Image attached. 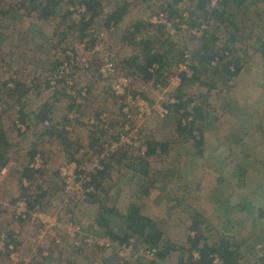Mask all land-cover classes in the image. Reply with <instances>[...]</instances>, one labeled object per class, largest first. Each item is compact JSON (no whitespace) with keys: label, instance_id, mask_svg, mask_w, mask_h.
Returning a JSON list of instances; mask_svg holds the SVG:
<instances>
[{"label":"rangeland","instance_id":"obj_1","mask_svg":"<svg viewBox=\"0 0 264 264\" xmlns=\"http://www.w3.org/2000/svg\"><path fill=\"white\" fill-rule=\"evenodd\" d=\"M15 1L16 0H2L0 2V53L2 52L0 55V65L8 66V63L12 65L13 59H16L20 63V66L23 67L25 60H30L31 62H29V64H36L40 68H44L42 69L43 71L48 68L46 70L48 71L60 60L64 59L67 50L73 48L74 51L87 52V49L90 48L88 46L82 48L81 43L83 41L80 40L81 38H79V34L77 33L83 24L75 22L74 25L70 26L69 23H71L72 18L70 17V13L63 6L55 9L57 15L54 16L55 18H48L46 24L41 22L31 23L29 20L32 16H26L28 8L29 10H34L33 6L47 4V2L52 0H24L23 2L25 3L21 7L16 5ZM167 1L168 0H101L102 5L107 10H116V15L124 18L127 23H131L135 20H143L146 22L149 15L154 13L153 11L162 9V6L165 5ZM259 7L263 9L264 3H261ZM49 11H52V9L49 8ZM43 24L44 28L42 30ZM30 25H34L36 28L39 26L42 30L41 33H38V29L30 32L32 29ZM253 26L256 31L261 32V24ZM206 29L207 31L203 37H201L203 33L195 35L183 31L172 37L165 34L162 36V40L166 41L164 49L169 51L171 49L169 48L171 42H173L175 44L173 49L174 52L184 46L189 47L192 52L200 48L203 49L204 46H211L210 48L213 52L220 51V48L229 38L228 32L215 20L210 21L209 25L204 27L203 32ZM156 34H158L157 29L148 26L140 32L138 37L142 40H146L153 38ZM248 34L249 32L246 29L245 37H248ZM32 35L41 38L37 41ZM86 36L88 35L86 34ZM122 37H125V39L122 40ZM134 38L135 37H133L129 31L123 33V30L119 29L113 36H107L105 43L114 47L117 56L123 58L124 60L119 57L122 63H125V61L134 54V48L140 50V39L135 38V40ZM246 41L250 42L248 40ZM123 42L125 44H122ZM253 42H259L257 36L254 38ZM30 43L32 48H36V45L40 47L37 53H33L35 56L34 58L29 54L28 45H30ZM229 46L233 47V44L230 43ZM12 49H14V51L9 57L6 52ZM120 50L122 53L126 52L127 55L122 57ZM38 51H40V55ZM208 54L209 52H207V55ZM245 59L246 57H242L241 61H245ZM29 64L26 68H30ZM94 64L97 65V62ZM195 64L201 67L203 63L199 62V60H195ZM254 64L258 67L255 74L258 76L256 77V82H259L260 79L263 78L262 75H264V63L260 64L256 60ZM91 69L92 70L89 72L91 79H97L93 81V86L89 85L87 82L89 91L97 95L96 103L99 107L111 108L112 105L116 103L112 101L110 104L106 99L107 95L109 96L111 94L109 85L101 83L100 80H98L100 77L97 75L98 71L96 67ZM123 69L129 74L134 72L136 74V69L131 64L124 66ZM21 70L14 73L5 71L0 74V100L4 99L9 101L8 108L0 117H3L7 124H10L11 128H14L15 132L10 133L7 147L0 145V151L4 152L7 160L12 159L13 163L11 166L14 167L12 168L13 170H10V173L3 178V181L1 180L0 182V186H2L1 191L4 192H0V228L4 232L12 230L13 233L16 232L17 228L18 232H20L17 233V236L14 235L13 237L16 241V243L14 242L15 246H18V248L16 247L18 250V258L25 261V263L34 262L37 264L39 263L37 260H42V262L44 261L43 263L46 264H90V261L85 258L88 253H82L80 251L86 252L91 248L97 247H87L85 244L76 246L70 235H68L67 230L74 232L77 226L81 227L82 230L80 233V230L75 232L76 239L78 240L86 233H91L95 236L110 234H97L90 231L93 229L90 224H93L92 221L95 219L93 218L94 216L91 218L88 217L86 212V209L91 206V202H93L92 200L88 201L89 194L85 197L81 194H75L72 195L74 198L66 195L65 182L63 176H61L60 169L63 163L70 158L69 154H71V151L65 149L61 150L60 145L64 143L68 145L72 138L67 135L66 132L60 131L55 127L53 129L55 131L49 129L51 133H47L46 128L40 124L42 116L45 115V110L47 111L46 115L55 120L54 123L57 122L59 118H62L63 114L68 109L69 102L73 100V97H69V95L67 96L65 94L62 96L60 90L61 88L63 89L62 86H59L55 92H52L45 85V80H43L42 77L44 72L41 73L40 71L37 73L33 71L27 74V71ZM175 74V67L173 65H166L165 68L156 75L155 79L164 80L166 84L170 81V77ZM137 76L140 77V73H138ZM13 77H15L14 79L17 78V82L23 85L19 88L17 87L18 90L14 93H9V91L4 89L5 85H2V79L11 80ZM209 77L210 75L207 76V74H203L202 79L207 80ZM27 79H30L31 82L28 83ZM34 79L36 80L34 81ZM222 79L218 80V87L212 90H208L207 86L202 85L199 81L185 80L179 91L180 94H187L190 98L191 96L197 95H200L202 98L201 101L197 96L199 105H201V111L197 112V116H207L208 118L202 120L197 117L198 120L194 123V127L197 130H195L194 133L198 136L200 133H197V131H204L200 136L202 138L203 136L208 138L206 141L209 143L207 149L204 145V138L202 141V150L193 147L192 142L195 141L190 131L182 128L185 124H188V121H190L193 116H195L193 110L195 104L192 105L194 101L188 106L186 105V110L191 113L182 117V123H180V114L178 111H173L174 113L171 116L163 119L154 115L149 116L144 120L140 130V144H146V140L150 139L157 144L158 149L156 148L155 153L147 157V162L149 163L147 174L144 175L141 173L140 161L137 162V159L133 157V152L138 150L122 148L112 157L113 159H110L112 161L106 171V175H109L106 181H111V183H113L115 180V184L110 185V187L107 185L103 189L100 188V191L94 197V199L101 198V202H103V207L105 209L120 208L123 213H126L132 206L137 208L141 207L140 209L144 212L146 211V214L154 215V217H156L155 221L159 223L161 228L166 230L163 236L164 240L169 239L177 245L184 246L185 249L172 252V254L167 257L168 260H160L157 258L156 260L159 264L164 261H167L168 264L188 263L189 255L194 249L188 252L190 243L187 240V236L188 234L194 235L196 233L193 229V226H196V224L202 236V244H212L219 240L222 235L235 236V234H238L246 241L249 245L247 248L251 249V252L253 251L254 254L259 249L261 252L264 251V242L258 241L259 239L264 240V233L261 232V227L264 228V217L259 219L257 214L258 208L264 209L263 189L259 191L260 194H263L262 197H258L255 193L252 194L251 192L248 196L240 195L243 197L241 198V202L244 204V208L240 211V214H237L238 218H231L230 215L228 216V210L232 208V205L228 201L227 190L230 189L238 193V190L245 186L246 183H243L242 180L244 179H240L238 182H229L223 178V176L226 178L229 177L230 173L232 174L233 172H235L237 176V168H233L235 166L233 161L229 165L224 164L222 159L218 161V163L226 166L219 172L215 170L218 163L212 165L215 159V155L210 152L215 144L212 138H217L212 126L217 122H219V124L221 122L225 129L230 128L228 132L221 130L220 134L221 136L223 135L222 139L224 138L225 141L232 142L234 131L237 132L241 130H234L236 122H240L239 119L249 116L245 103L248 96L244 93V91L249 90L235 93V88L236 86L238 87V80H236V78L229 82L231 88L227 90ZM24 80L26 81L24 82ZM263 82L264 81H261L260 83ZM173 85L175 87L176 82H174ZM244 85V87L248 86L246 84ZM106 86L107 90H105V92L107 95L103 94L102 98H98V96L102 94L100 90L104 89ZM200 87H203V90H201ZM165 88L164 92L166 98L173 93V87L172 84L169 85L168 83ZM219 89L222 90V92H219ZM217 91L219 92L218 96H216ZM94 94H91L92 96H89V98L93 97ZM258 94H264V88L258 91ZM157 95V90H153L147 94L148 97L154 100L157 99ZM27 100L32 101L31 103L36 101L35 104L39 107L42 106V101L45 100L48 102L49 106L46 107L44 113H36L33 109L34 113H31L33 116L29 118V121L33 120L32 126L29 128V134H17V130L12 124V117L16 119L20 116L18 108L22 107ZM224 104L227 106V110L223 111L222 107ZM98 106H95L94 109H97ZM34 108H37L36 105ZM1 119L2 118H0V121ZM183 119H185V122H183ZM242 129H245V125ZM239 137H242L244 141L248 140V136L239 135H235L234 140H237ZM95 143L96 142L93 140V144L91 141L88 144L95 150ZM86 144L87 143L84 145ZM245 147L248 148L247 145H245ZM32 148H35L37 152L41 151L43 156L45 154L46 167L43 171L38 173L36 182L31 184L26 180L25 185L24 183L22 185L24 187L28 186L26 196H28L31 201H38L35 202L36 204H34L33 207L38 205L39 208L47 211L52 219L56 221V225L53 229L58 228L61 230L60 233L63 238V243H60L61 245H57L54 237L50 236L53 233L52 229L47 235V238L44 237L40 239L38 236L39 229H37L36 226H32L34 224L31 225V223L25 222V220H16L11 215L13 213L12 204L25 193L23 192L25 190L20 191V177L22 174L21 172L31 158ZM239 152L241 157L244 159L247 158V150H239ZM105 161L107 162L108 160L106 159L104 162ZM17 166L20 167L17 168ZM12 174H14L13 177H11ZM240 176L243 177V175ZM12 189L16 191L10 192ZM21 189L23 188L21 187ZM16 193L18 194L16 195ZM57 202H60V204L58 205ZM2 204L3 207H7V209L2 210ZM112 215V220L116 217V219L112 221L113 227L117 228L121 226L124 229L126 224L125 216L122 218V216L118 214ZM251 221L255 223L252 224ZM258 222L259 225H255ZM250 226L254 227L251 229ZM240 237L238 238L241 239ZM25 239H27V245L29 246L24 243L21 249L22 241ZM136 242L140 243L139 237ZM18 244H20V246ZM32 246L34 247L33 252H31ZM27 248L29 249L28 251H26ZM100 248L107 249L106 247ZM45 251L47 254H43ZM5 256L6 255H0V264H11L10 260H8L9 258L6 259ZM44 256H50V258L43 260ZM24 257H29V260L27 261L26 258V260L23 259ZM135 259L136 257L132 260L133 264ZM248 259L253 260V257Z\"/></svg>","mask_w":264,"mask_h":264},{"label":"trees","instance_id":"obj_2","mask_svg":"<svg viewBox=\"0 0 264 264\" xmlns=\"http://www.w3.org/2000/svg\"><path fill=\"white\" fill-rule=\"evenodd\" d=\"M23 1H21L22 2L21 5H24L25 2ZM79 2H82L86 5V12L85 14L82 15V17L77 19L73 18L71 13L69 11L68 12L70 13V17L72 18L71 23H69L70 26L74 25L75 22L83 24V26L79 29V32L77 31V33L79 34V38H81L80 40L86 41L87 39H89L90 45H93L96 42V39L92 37L90 38V36H92L93 33H99L101 31H105L106 35L102 37L103 39L102 41L105 43V39L107 38V36L109 37L110 35H114L118 32L117 28L119 25L118 23L121 20V17L116 15L117 14L116 10L114 9L107 10L102 5L101 0H79ZM261 3H264V0H168L167 2H165V5L162 6V9H158L153 12L157 13L159 11H164L168 15V18L171 20L184 18L186 20L185 23L187 24V28L189 29L187 32L189 33H191L192 29L201 30L204 26L209 25L210 21L215 20L216 22L221 24L224 29H226V31L229 34V38L220 48V51L217 52L211 51L212 50L210 48L211 46H204L203 49L200 48L199 50H194L193 52L189 47L184 46L183 48H180L179 50L174 52L173 49L175 44L173 42H171V46L169 47L171 49L169 51H166L164 49L166 41L162 40V36L168 33L166 26L160 23L152 24L148 20L146 22L143 20L140 21L135 20L129 23V30H128L133 37L137 38L140 32L144 28H147L148 26H152L156 28L158 34H156L153 38H149L146 40H142L140 38V50H138V55L133 57L134 63L135 61L137 62L138 60V62L135 63L136 66H134V68L136 69L135 70L136 74L134 72L131 73L130 75L134 77L135 80L138 81L139 83L140 80L141 81L145 80L147 82H150L151 74L148 70L150 66H152L154 63H158L160 65L158 71L159 73L162 71V69L165 68L166 65H173L174 67L176 66L178 67V64L185 60L184 57L185 49L189 48L191 52L190 61H191V67L193 69V75L191 78H187L185 74L182 75L184 82L185 80L199 81L200 83H202V85H206L208 90H212L218 87L217 86L218 80L223 78L222 81L227 87V90H229L231 88L229 82L231 80H235V78H237V76L241 73V71L245 69L246 67L245 65L249 62V60L246 59L245 63L246 62L247 63L245 64L244 61H241L242 57H246V55H248V59H250L251 56L248 53L238 54L239 49L234 46L236 41L239 39L238 34L242 35L243 33H245L246 29L248 30V32L254 31L255 28L253 25H257V24H261L260 31L263 33L261 35H258L257 37L259 41L258 42L259 50H258V54H256L255 57L259 58V61L264 63V38H263L264 8L262 9L259 7ZM33 7L37 11L39 15L38 17L41 20L47 21L48 18H50L51 16L53 18H55L54 16H56V13L53 10L49 11V8L54 9L56 7V2L54 0L47 2L45 6L42 4L40 6H33ZM185 13H187V17H184ZM182 22L183 21L181 20L180 23ZM180 23H178L177 26L178 28ZM203 29H202L203 34L201 37H203L207 31L206 29L203 32ZM86 34L88 36H86ZM230 43L233 44V47L229 46ZM207 52H209L208 55ZM65 57H66V53L64 58ZM195 60H199V62L203 63L201 67L195 64ZM213 62H216L217 64H214ZM98 64L99 63H97L96 66H98ZM123 65L128 66V64L126 63H123ZM55 66L56 65H54L53 67ZM176 69L177 68H175V71ZM138 73H140V77L137 76ZM203 74H207V76L210 75V77L207 80H203L202 79ZM14 78L15 77L12 78V83L10 82L9 86L11 90L17 91L18 90L17 87L19 88L23 84L17 82L16 80L17 78L16 79ZM8 81L9 80H5L6 83H8ZM158 82H160V80H158ZM180 87L177 89V91H175V95L180 100H182V98L185 96L188 99L187 101L176 104L170 115H172L175 111H178V113L180 114L179 117L180 123H182V117H185L188 115V113H191L190 111L186 110L187 108L186 105L188 106L192 101H194L195 105L193 106V110L195 116H193L191 120L188 121V124H185L182 128L190 131L195 142H200V140H202V137L200 136L202 134V130L197 131V133L198 132L200 133V135L197 136L196 133H194L196 128L193 125L196 119L197 112L201 111V105H199V99H198V97L200 98V95H197L198 97L191 96L190 98V96L187 94L179 93ZM220 89L219 92H222V90ZM219 92L217 91L216 96H218ZM3 102L6 103L7 101L4 100ZM3 102L0 101V106H1L0 113L4 112L7 109V106H5ZM75 106H77V104H75L73 107ZM182 108L185 110L184 113L180 112V109ZM222 108L223 111L227 110V106L225 104ZM73 109H77V108H73ZM97 109L111 110V108L109 107H98ZM77 110L80 112L79 109ZM46 114L47 111L45 110V115H43L41 119L42 121L46 120V118H51L48 117ZM60 123L59 122L53 123L52 126L60 130L57 127ZM49 124H50L49 121H47V125ZM49 133H51V131ZM0 145L7 147V138L1 124H0ZM146 145L148 147V151L145 155L140 154L138 151L133 152V157L137 159V162L140 161V171L144 175L147 174V167L149 165V163L147 162V157L154 154L157 148V144H155V142L150 139L146 140ZM36 153L37 151L35 149H31V159L35 157ZM110 159H107L108 161L107 162L105 161L106 163L104 162L103 169L96 173L95 191L89 193L88 201L91 200L93 201L91 202L92 205L89 207L93 211L94 213L93 218L95 219L94 223L92 224L93 230L97 234L108 233L112 236V238L119 239L120 241H124L128 239L137 240L139 237L141 244H144L147 247L149 246L157 247L158 249L157 258L160 260L167 258L170 254H172V252L176 250L185 249L183 245L182 246L177 245L174 242L170 241L169 239L164 240L163 236L166 230L161 228L159 223L155 221V219L152 218V216L146 214V211L144 212L142 209H140L141 207L137 208L135 206L134 207L132 206L128 211H126V213H123L122 209L120 208L105 209L103 207V202H101V198L94 199V197L100 191L99 189L100 188L103 189L104 187L107 186L106 185L107 183L105 182H107L106 181L107 176L109 177V175H106V171H107V167L112 161ZM7 162L8 160L7 158H5L4 152L0 151V169L3 166H5ZM131 163H135V162H131ZM41 171H36L26 166L20 177L22 180L21 183L23 184V179H27L31 184H33L34 182H36L37 175ZM22 184L20 186L23 188L22 190H25L23 191L25 192L23 194L26 195L28 191L27 188L28 186L24 187ZM35 202L38 201L30 200V205L33 207L34 204H36ZM234 207L243 209L244 204L240 203V205L237 204ZM261 210L263 209L261 208ZM112 214L115 215L118 214L119 216H122V218L125 216L124 218L126 224L124 226V229L121 226L117 228L113 227L112 221H114L116 217H114V219L112 220L113 217ZM231 218H233V214ZM197 227H198L197 224L196 226H193L194 231H196L194 235L188 234L187 236V240L190 243L188 252L192 251V249H197L200 252L201 258L197 264H212L211 254L213 252L219 253V255L224 260V264H264V254L258 259L256 257L257 254L256 253L254 254L253 251L251 252V249L247 248L249 247V245L238 234H235V236L222 235V237L219 240H217L212 244L209 243L202 244L201 243L202 236L200 235V231L199 229H197ZM1 230L2 229L0 228V232ZM11 232H12L11 230L7 231L11 239L16 243L15 239L13 238V233ZM261 232L264 233V228L261 229ZM237 236L240 237L241 239H239ZM258 241L264 242L263 239H259ZM96 247L97 248H91L86 252L80 251L82 253H88L86 254V256L85 255L84 256L86 259H88V261H90L89 262L90 264H94L96 260L102 261L101 264H118V258L116 256L117 253L115 248L101 249L98 246ZM251 257H253V260L248 259ZM43 258H44L43 260H46L50 258V256L48 257L44 256ZM37 261L39 262L37 264H42L44 262V261L42 262V260H37ZM21 264H35V263L34 262L25 263V261L22 260ZM134 264H159V262L157 260H148V259L136 257Z\"/></svg>","mask_w":264,"mask_h":264},{"label":"built area","instance_id":"obj_3","mask_svg":"<svg viewBox=\"0 0 264 264\" xmlns=\"http://www.w3.org/2000/svg\"><path fill=\"white\" fill-rule=\"evenodd\" d=\"M67 10L71 13L73 18H80L86 12V5L77 1L75 4L65 0ZM187 17V13L184 14ZM183 21L180 23V21ZM148 21L152 24H164L169 36H174L181 31L187 32L186 20L168 18L164 11L152 13L148 17ZM179 24V28L177 27ZM205 27V26H204ZM203 27V28H204ZM202 28V29H203ZM202 29H192L191 33L199 35ZM106 35L105 31L93 33L90 38H95L96 42L90 44L89 39L81 43L82 48L90 47L87 52L74 51L72 48L66 51V57L62 59L55 67L50 68L42 74L45 80V85L55 92L59 86L64 87L66 92L74 97L88 98L89 86L87 82H83L80 75L88 72L95 66V62L99 63L98 71L104 81H106L114 96L116 97L115 107L110 109L98 110L90 121V130L95 133V150L87 148L82 151V155L74 160H68L61 166V176L65 182V191L68 197L74 198L72 195L81 194L86 196L95 191V174L104 167V160L114 157L122 148L130 150H138L142 155L148 151L146 144H140L141 127L144 120L149 116H157L160 119L168 117L174 106L181 102L187 101V97L180 100L175 91L181 86L183 82L182 73L187 78L193 75L191 67V52L186 48L184 51L185 60L178 64L176 74L170 77V83L173 85V94L165 98V89L163 94L157 95V99L146 97L147 93L151 92L150 84H155L156 75L159 73L160 65L154 63L148 68L151 79L150 82L145 80L136 83L134 78L123 71L118 65L116 52L106 45L102 37ZM217 64L216 62H213ZM160 82L156 83L155 88H161ZM195 102H192L194 105ZM173 106V107H172ZM1 108V106H0ZM180 112L184 113L182 108ZM81 114L77 109H72L66 116L64 122L60 123L57 127L65 132H70L74 129L77 122L80 120ZM17 127L24 130V125L19 119H16ZM185 122V119H183ZM46 160L41 153H36L35 157L29 162V168L41 171L45 169ZM10 166L6 164L0 169V182L3 178L10 173ZM26 181V180H25ZM68 193V194H67ZM67 202V201H66ZM13 213L11 214L16 220H25L27 223L34 224L39 229V238L48 237L50 230L53 233L50 235L54 237L55 243L59 245L63 243V238L60 229H53L56 221L52 219L47 211L41 209L36 205H30V199L26 195H21L20 198L13 204ZM1 209L5 210L7 207ZM76 226L75 224H73ZM80 230V231H79ZM82 228L77 226L74 232L68 231L71 239L76 246L85 244L89 246H98L106 248H115L118 258V264H133V258L139 257L148 260H156L158 249L156 246L147 247L144 244L137 243L134 239L120 241L119 239L112 238L110 235H99L86 233L83 237L76 239V231L81 232ZM13 233V232H12ZM18 230L13 233L17 236ZM14 238V237H13ZM61 245V244H60ZM14 241L11 239L7 232L1 230L0 232V255H7L11 264H19L22 260L18 258V250ZM43 254H47L46 251ZM256 257L259 259L264 251L257 250ZM200 252L194 249L189 255V261L186 264H197L200 260ZM212 264H224L223 258L218 252L211 254ZM102 261H95L94 264H101ZM161 264H168L167 261Z\"/></svg>","mask_w":264,"mask_h":264},{"label":"crops","instance_id":"obj_4","mask_svg":"<svg viewBox=\"0 0 264 264\" xmlns=\"http://www.w3.org/2000/svg\"><path fill=\"white\" fill-rule=\"evenodd\" d=\"M1 1L2 0H0V2ZM21 1H23V0H16L15 1L16 5L21 7L22 6L21 5L22 4ZM54 1L56 2V7L54 9H52V10L55 13H56L55 9L59 8L61 6H63L67 10V4H66L65 0H54ZM77 1H79V0H69V2L73 3V4H75ZM43 5L45 6V4H43ZM23 9H24V6H23ZM29 15L32 16V17H30L29 22H31V23L41 22V23L46 24L45 20L39 19V17H38L39 15H38V13H37V11L35 9L34 10H29V8H28V11H26V16H29ZM39 20H41V21H39ZM41 23H40V25H41ZM128 23L124 20V18H121V20L118 23L119 25H118L117 30L120 29V30H123V33H127V31L129 30V24ZM44 24L42 25V30L44 28ZM31 27H32V29L30 30V32L35 30V29H38V33H41V31H42L39 26L36 28L34 25H30V28ZM262 33L263 32H259V31L254 30V31L249 32L248 37H245V33H243L242 35L238 34L239 35V39L234 44V46L239 49V53L238 54L248 53L249 55H251L250 59H248V55H246V59L249 60V62L248 63L246 62L247 63L246 64L245 61H244V63L246 64V65L245 64L244 65L246 67L237 76L236 80H238V87L236 86V88H235V93H241V91H243V90H249V91H244V93L248 96V99H246L245 103L247 105L246 108H247L249 116L246 117V118H243V119H239L240 122H236L234 130H239V129H241V130L237 131V132L234 131V133H233L234 138H235V135L248 136V140L244 141V139L242 137H239V138H237V140H234V138H233L232 142L225 141L224 138L222 139L223 135L221 136L220 131L221 130H225V132H228L230 130V128H227L228 130L225 129L221 122H220V124H219V122H217L216 124H214V126H212L214 131H215V133L211 130L214 134H216V137H217V138H212V140L215 141V142H213V143H215L214 146L210 150L211 154L215 155L214 163L212 165L218 163V161H220L221 159L223 160V163L226 164V165H229L233 161L235 163V166L233 168H237V170H236L237 171V176H236L235 172H233L232 174L230 173L229 177L226 178L225 176H223V178L226 179V181H229V182H238L240 179L241 180L244 179L242 181H243V183L244 182L246 183L245 186H243L241 189L238 190V193H237V191L233 192L230 189L227 190L228 201L232 205V208H229V210H228L229 211L228 216L230 215L232 217V214H233V218H238L237 214H240V211L242 210L240 208L234 207L237 204L240 205V203H242L241 202V198H243V197H241V196H248L250 194V192H251L252 194L255 193V195L258 196V197H262L263 194H260L259 191L261 189H263V191H264V94H258V91H261V89L264 88V82L260 83L261 81H264L263 80L264 79V75H262L263 78L260 79L259 82H256L257 81L256 77H258V76H256L255 71L257 70L258 67L254 64V61L257 60L260 64H262V63L258 60L259 58L255 57L256 54H258V50H259L258 44L259 43L253 42L254 38H256V36L258 37V35H261ZM32 36L37 41L41 38V37L35 36V35H32ZM110 36H113V35H110ZM121 39L124 40L125 37H122ZM136 39H140V38L138 37ZM246 40H248L250 42H247ZM122 44H125V43L123 42ZM28 46H29V54L31 55V57L34 58L35 56H34L33 53H37V50H39L40 47L36 45L37 49L35 47L32 48L31 43ZM110 47H112V46H110ZM112 48L114 49V47H112ZM13 51H14V49L7 50L6 53L10 57L12 55ZM133 51H134V54H132V56H130L128 58V60L125 61V63L128 64V65L131 64L133 66H136L135 63H137L138 60H137V62L135 61V63H134L133 57L138 55V49L134 48ZM38 52H39V55H40V51H38ZM1 53H0V55H1ZM120 54H121L122 57L124 55H127L126 52L122 53L121 50H120ZM120 58H118V59L120 60ZM121 59L124 60L123 58H121ZM13 60H14V61H12V65L13 66L11 65V63H8V66L0 65V74L4 73L5 71L10 72V73L11 72H17V71L21 70V68H22V70H25V72L27 71V74L32 73L33 71H35L37 73L41 71V73H43V72H45L48 69L47 68V69H45V71H43L42 69H44V68H40L36 64H29V62H31L30 60H25V62L23 63V67H22V66H20V63L16 59H13ZM120 62L122 63L121 60H120ZM28 64L30 65V68H26L28 66ZM4 65H6V64H4ZM175 68H177V66ZM90 71L85 72L82 75H80V78H82L83 82H88L89 85L93 86V81L95 79H97V78L92 80L91 76L89 75ZM97 71H98V68H97ZM97 75L100 77V79L98 78V80H100L101 83H106L107 85H109L107 82H105L102 79V77L99 75L98 72H97ZM182 75H184V73H182ZM3 79H5V78H3ZM3 79H2V85L3 84L5 85L4 89L9 91V93H14L15 91L11 90V88L9 86L10 82L12 83V79L9 80L8 83L4 82L5 80H3ZM35 80L36 79H34V81ZM43 80H44V78H43ZM25 81L26 80H24V82ZM183 81H184V79H183ZM27 82L30 83L31 80L27 79ZM160 83H161L162 87L161 88H157L158 89L157 90L158 95L163 94V90H164L165 86L168 83H169V85H171L170 81L165 84L164 80H160ZM244 84H246L248 86L244 87L245 86ZM172 87H173V85H172ZM60 90H61L62 96L64 94L68 96V94H66L67 92H66V90L64 88L63 89L61 88ZM105 90H107V86L104 87V89L100 90V93H102V94H100L98 96V98H102V95L106 94ZM201 90H203V87L201 88ZM91 94L93 95L94 92H90V96H92ZM96 96L97 95L94 94V96L91 97L88 102L87 101L79 102V100L73 99L71 102H69L70 104H68L69 105L68 109L63 114V117L59 118V120L57 121L59 123L60 122L61 123L64 122V120L66 119L67 114L73 108L79 109L80 112L82 113V119L76 124V126L73 129V131L72 132H66V134L69 135L72 138L71 142H69L68 145H66L65 143L63 145H60L61 150L65 149L67 151H71V154H69L70 158H68V160H74V159L78 158L79 156L82 155V151L86 150L87 148L93 149V148H91V145L88 144V143H90V141H91L92 144H93V140L95 142L94 132L93 131H89V126H88L87 122H88V120L90 119V117L92 115L94 107L98 106L97 103H96ZM103 99H105V98H103ZM106 99H107V101L110 104H111L112 101H114L116 103V98L113 97L111 94L109 96L107 95ZM201 99L202 98L200 97V100ZM0 101L3 102L4 99H1ZM31 102L32 101L27 100L26 102H24L22 107L18 108V113L20 114V116L17 117L16 119H19L20 122L24 125V130H21L20 128L17 127L16 121H15L16 119L14 117H12V124L16 128L17 134H25V135L29 134V128L32 126V122H33V120L29 121V118L33 116L31 114V113H34L33 109L35 110L36 113H39V112L43 113V111L46 109V107L49 106L48 102H46L45 100L42 101V106H40V107L37 104H35L36 101L34 103H31ZM8 103H9L8 100H7L6 103L3 102V104L5 106H7V108H8ZM75 104H77V106L73 107ZM35 105H36L37 108H34ZM115 105H112L111 110L115 107ZM4 113H5V111L1 112L0 116H2ZM197 117L201 118L202 120L208 118L207 116L200 117V116L196 115V119H195L194 123L198 120ZM0 118H2L1 121H0V124L2 125L4 133L6 135L7 145H8L9 144L8 143V139L10 138V133L11 132L15 133L14 132V128H11L10 124H7V122L3 119V117H0ZM47 121H49V123H50L49 125H47ZM54 121L55 120H53V118H46V120L41 121L40 124H42L46 128L47 133H49L50 132L49 129H52V130L54 129V126H52ZM151 121H152V119H151ZM57 122H55V123H57ZM194 123H193V125H194ZM244 125H245V129H242V127ZM203 132L204 131H202V134H203ZM203 138H204V145H205V147L207 149L208 146H209V143L206 142L208 140V138L206 136L205 137L203 136ZM203 138H202V140H200V142H192L193 143L192 144L193 147L197 148L198 150H202ZM234 141H236L237 143L234 142ZM85 143H87V144L84 145ZM245 145H247L248 148H246ZM71 147H72V149H71ZM32 149H35V148H32ZM239 150H242V151L243 150H247L248 151L247 158L244 159L243 157H241V155L239 154L240 153ZM44 156H45V154H44ZM55 157H57V156H55ZM225 158H228V159H225ZM12 163H13L12 159H9L8 162H7V164L10 166L11 170H13L12 168H14V167L11 166ZM19 164H20V162H19ZM217 165L219 166V168H218V166L215 167V170L217 172L221 171L223 169V167H226V166H224L221 163H218ZM19 167L20 166H17V168H19ZM21 173H23V171ZM13 175L14 174H12L11 177H13ZM240 175H243V177H241ZM20 182H22L21 178H20ZM105 183H107L106 185H108L110 187V185L115 184V180L113 181V183H111V181H108V182H105ZM1 187L2 186H0V192L4 193L3 191H1ZM15 191H16L15 189H12L10 192H15ZM20 191H22L21 186H20ZM17 194L18 193H16V195ZM14 196H15V193H14ZM57 203H58V205L60 204V202H57ZM261 211H263V212H261ZM86 212L88 214V217H90V218L93 217L94 213H93V211L91 210L90 207H88L86 209ZM257 214L259 216V219H262L264 217V215H263L264 214V209L261 210V208H258ZM148 215L152 216V218H154L156 220V217H154V215H150V214H148ZM92 223H94V221H92ZM251 223L254 224L255 222L251 221ZM90 225L92 226V224H90ZM255 225H259V222L256 223ZM84 227H85V224H84ZM250 227L252 229L254 226L253 227L250 226ZM92 228H93V226H92ZM261 229H263V227H261ZM16 230H17V228H16ZM90 231L95 232V231H93V229L90 230ZM20 237H21V235H20ZM24 243L27 245V243H28L27 239L22 241L21 249L23 248ZM18 245L20 246V244H18ZM27 246H29V245H27ZM17 248H18V246H17ZM28 250L29 249L27 248L26 251H28ZM33 251H34V247L32 246L31 252H33ZM5 258L8 259V256L6 255ZM25 258L27 259V261L29 260V257H24L23 259H25ZM162 260H168V259L165 258V259H162Z\"/></svg>","mask_w":264,"mask_h":264},{"label":"clouds","instance_id":"obj_5","mask_svg":"<svg viewBox=\"0 0 264 264\" xmlns=\"http://www.w3.org/2000/svg\"><path fill=\"white\" fill-rule=\"evenodd\" d=\"M112 48V47H111ZM113 49V48H112ZM114 50V49H113ZM115 52H116V50H114ZM116 56H117V52H116ZM119 57L117 56V59H118ZM98 63V62H97ZM118 65L121 67V69L124 71V69H123V67H124V65L122 64V63H120V60L118 59ZM94 67H96V68H98L99 67V64H98V66H94ZM98 73H99V71H98ZM126 73H128V72H126ZM129 74V73H128ZM100 75V74H99ZM130 75V74H129ZM134 78V77H133ZM135 80V79H134ZM158 80L159 79H157V80H155L154 82H155V84H150V88H151V91H153V90H158L157 88H155V85H156V83H158ZM136 81V80H135ZM137 83H139L138 81H136ZM64 88V87H63ZM109 88H110V86H109ZM110 90H111V88H110ZM68 94V93H67ZM148 94V93H147ZM69 95V94H68ZM111 95L113 96V97H115L114 96V94L112 93V91H111ZM70 97H71V95H69ZM89 96H90V91H89ZM147 96V95H146ZM73 97V99H76V100H79V102H85V101H89V97L88 98H80V97H74V96H72ZM148 97V96H147ZM116 98V97H115ZM98 110L99 109H94L93 110V112H92V115H91V117L95 114V113H97L98 112ZM96 111V112H95ZM81 114V118H80V120L82 119V113H80ZM91 117H90V119H91ZM90 119L88 120V122H87V124H88V126H89V131H91L90 130V124H89V121H90ZM79 120V121H80ZM78 121V122H79ZM77 122V123H78ZM65 132V131H64ZM71 132V131H70ZM95 134V133H94ZM95 137V136H94ZM37 153H41V152H37ZM42 154V153H41ZM44 157V156H43ZM32 159L30 158L29 159V161H28V163H27V166L29 167V162L31 161ZM46 160V159H45ZM44 170V169H43ZM42 170V171H43ZM25 180H27V179H23V183H24V185H25ZM28 181V180H27Z\"/></svg>","mask_w":264,"mask_h":264}]
</instances>
